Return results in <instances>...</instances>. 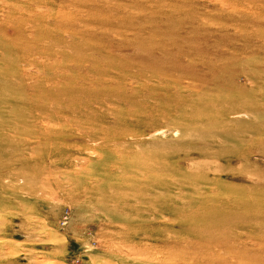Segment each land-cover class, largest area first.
I'll list each match as a JSON object with an SVG mask.
<instances>
[{
    "label": "rangeland",
    "instance_id": "obj_1",
    "mask_svg": "<svg viewBox=\"0 0 264 264\" xmlns=\"http://www.w3.org/2000/svg\"><path fill=\"white\" fill-rule=\"evenodd\" d=\"M0 264H264V0H0Z\"/></svg>",
    "mask_w": 264,
    "mask_h": 264
}]
</instances>
